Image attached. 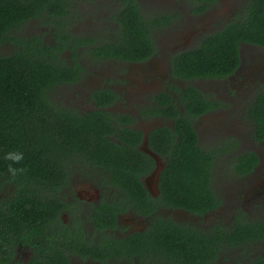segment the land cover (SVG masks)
Returning <instances> with one entry per match:
<instances>
[{
    "label": "trees",
    "instance_id": "trees-1",
    "mask_svg": "<svg viewBox=\"0 0 264 264\" xmlns=\"http://www.w3.org/2000/svg\"><path fill=\"white\" fill-rule=\"evenodd\" d=\"M117 2V9L109 14L111 28L107 33L111 39L98 35L100 43L93 45L95 39L66 31L70 25V0H0V264L10 259V250L19 243L29 244L34 250L28 264H68L70 253L109 264L116 258L130 259V250L138 253L132 238L128 242L124 239V244L106 240L103 246H71L58 237L62 227L57 223L58 214L64 210L58 191L64 182L59 181L61 172L56 177L54 171L63 168L60 160L81 152L96 165L115 170L126 169L131 155L125 157L111 149V142H105L104 136L111 130L105 114L92 112L83 116L57 108L51 97L53 87L78 80V46L91 45L88 52L94 59H146L153 52L155 27H164L170 17L143 19L138 0ZM41 19L55 27L57 43L65 42L55 52L41 42L35 43L37 40L15 35L28 21ZM240 43L264 49V0H250L243 16L202 36L194 48L174 55L172 76L181 80L225 78L239 66ZM5 44L19 45L21 49L5 54L1 48ZM68 44L74 57L72 67L57 57ZM178 94L183 116L165 101L166 115L177 120L179 144L167 136V143L178 149L161 175L160 187L169 206L201 215L219 204L209 186L213 153L217 151L196 146L190 121L218 106V101H210L192 87H185ZM246 113L252 123L251 138L264 141V88L255 92ZM16 151L22 152L24 159L13 166L26 171L13 179L7 170L11 161L4 156ZM235 160L243 174L251 170L257 158L247 152ZM121 179L131 180L124 185L137 186L133 177ZM154 229L158 239L153 249H162L170 264H220L216 260L232 252L235 264H264V221L238 219L230 225L194 230L158 219ZM3 244H7L6 250Z\"/></svg>",
    "mask_w": 264,
    "mask_h": 264
},
{
    "label": "flooded vegetation",
    "instance_id": "flooded-vegetation-1",
    "mask_svg": "<svg viewBox=\"0 0 264 264\" xmlns=\"http://www.w3.org/2000/svg\"><path fill=\"white\" fill-rule=\"evenodd\" d=\"M249 1L193 0L192 16L205 18L201 23L203 27L197 33L199 37L196 41L181 47H170L171 42L165 39L156 41L154 39L156 34H152L153 52L144 60L134 62L94 59L88 52L91 45L76 48V59L81 69L77 75L78 80L53 87L51 94L53 105L56 104L57 108L72 110L83 116L92 112L105 114L107 123L111 127L104 136L105 142L106 140L111 142L112 150L129 154L131 157L128 160L129 168L115 170L96 165L81 152L74 154L68 160H60L63 168L57 169L54 174L56 177L59 172L63 175L59 180L64 184L59 187L58 199L63 202L64 210L58 214L57 223L62 225L58 237L64 242L68 241L71 246L76 244L103 246L106 240L122 244L124 239L128 242L132 238L131 242L135 244L138 253L130 250L128 251L131 254L130 259L116 258L109 261V264H170L168 255L162 249H153V244H157L158 239V234L154 233V224L158 219L172 221L194 230L211 229L216 224L230 225L238 219L251 223L264 221V213L257 217L254 212H246L240 207L232 209L224 221L217 214L219 209L225 206L226 199L230 198L229 190H232L230 184L237 193L242 190L241 188L252 189L254 195H247L249 191L246 192V202L264 194V141H253L252 123L249 119H245L246 122L234 120V124L228 125H224L221 121L215 122L223 117L220 112L223 104L226 103L230 104L232 112L237 113L245 107L246 113L255 92L264 88V83L255 86L254 81L258 78L255 73L250 78L247 75L245 78L240 77L244 76L242 69L244 57L249 53L251 56H262L264 49L240 43L239 66L234 73L222 79L181 80L173 77L171 73V60L174 55L192 49L202 36L220 30L225 24L243 16ZM108 5L115 6L116 9L118 2L109 0V3H102L101 7ZM202 6L205 8L202 9ZM76 19L81 21V18ZM68 31L80 35L75 25H70ZM55 32L54 27L49 41L39 35L29 39L37 40L35 43L41 42L43 46L47 45L55 52V49L62 47V43L65 44L61 41L57 43ZM77 37L93 38L95 39L91 42L93 45L100 43L95 35ZM68 46L57 57L72 67L74 57L71 45ZM253 49L260 53H254ZM64 55L68 57L65 58ZM97 73L104 75L97 79ZM221 81L227 82L226 86H220L218 82ZM250 84L249 88H241ZM185 87L195 88L210 101H218V106L208 109L190 121L196 134V146L206 151H217L213 153L209 186L219 200V204L213 210L201 215L169 206L160 187L161 175L168 166L170 157L178 149L173 147V143L170 145L167 143V136L170 135L169 140L179 144V137L176 136L177 120L166 115L168 109L166 105L173 104L179 116H183L184 110L180 104L178 91H183ZM212 112L217 116L211 115L215 120L210 122L211 125L208 127L205 126L206 124L200 125V122H196ZM222 113L226 115V112ZM223 135L227 138L223 139ZM247 152H252L257 161L250 171L240 174L239 163L235 159ZM124 177H133L137 186L124 185L125 182L131 183V180L121 179ZM223 179L224 182H220ZM226 183H228L227 187L220 188ZM236 200L238 199L231 202ZM243 205L247 206L244 203ZM105 208L106 211L103 210ZM259 208L264 212V202L259 204ZM51 225L55 229V224L51 223ZM137 239H140L138 244ZM6 245L4 250L7 249ZM132 248L134 249V246ZM11 250L10 259L2 264H28L34 255V250L29 244L19 243ZM237 253L240 257V252ZM233 255V252L230 256L223 255L216 261L220 264H235ZM68 257V264H99L81 253L74 255L70 253Z\"/></svg>",
    "mask_w": 264,
    "mask_h": 264
},
{
    "label": "rangeland",
    "instance_id": "rangeland-1",
    "mask_svg": "<svg viewBox=\"0 0 264 264\" xmlns=\"http://www.w3.org/2000/svg\"><path fill=\"white\" fill-rule=\"evenodd\" d=\"M114 0H111V2ZM193 0H140L139 6L140 11L142 14L143 19H156L162 16L169 17L166 21V24L162 25L167 28L163 27H155L153 34H156L154 36V39L156 41L159 40H167L170 43V47L174 46H183L186 45L192 41H196L198 36V31L203 25V20L205 18H201L198 16H192L191 10L193 9L192 5ZM102 3H109V0H70V5L68 8V22L70 25H75L78 28V32L80 35H75L74 33H71L68 31L70 25L68 26V29L66 30L69 34H73L74 36H102L105 38H109V34L107 33L108 30L111 28V22L109 19V14H113L112 12L115 9V6H105L101 7ZM118 7V6H117ZM81 18V21H77L75 18ZM54 26H51L50 24L45 23L43 19L41 20H33L29 21L25 24V26L20 29L16 36H22L23 39H28L31 37H37V35L42 36L46 38L47 41L50 40V37L52 36V29ZM160 28H163V30L159 31ZM166 32V33H164ZM77 33V32H76ZM50 36V37H49ZM200 40V39H199ZM193 46H195L193 44ZM2 48V52L5 54L13 53V51H18L21 49V46L19 45H9L5 44ZM194 48V47H193ZM254 53H260V51H256L253 49ZM67 58L68 56H65ZM86 61L88 59L85 58ZM243 75L240 76L242 78H245L247 75L249 78L253 73L257 74L258 76L257 80L254 81L255 86H258V84L264 83V52L262 53V56L247 54V57H244V63H243ZM262 73V75L260 74ZM97 73V79L101 78L104 73L98 75ZM106 75V73H105ZM87 78V77H86ZM85 82V80H84ZM218 84L222 87L226 86L227 82L221 81L218 82ZM236 85V84H235ZM243 85V87H250ZM61 92V91H60ZM215 96V95H214ZM217 97V96H215ZM221 100V99H220ZM222 101V100H221ZM220 101V102H221ZM227 104V103H226ZM223 104V109L220 112L223 117L216 120L215 122L221 121L224 125L228 124H234V120H238L240 122H246L245 119H248L246 116V113L244 111L245 107L241 108L239 112L234 113L232 112V109L230 107V104ZM231 110V111H230ZM222 112H226V115H224ZM237 114V115H236ZM211 115H215V112L209 113L205 116H203V119H198L196 122H200L201 124H206L205 126L208 127L210 122L214 121L215 119L211 117ZM219 117V116H218ZM247 125V124H246ZM251 127V123H250ZM239 130V129H238ZM229 136V135H228ZM232 137H235L232 135ZM223 139H226L227 137L223 135ZM125 157H128V154L125 155ZM126 169L129 168V164ZM220 182H224V179ZM228 183L223 184L220 188L227 187ZM232 190H229L230 198L226 199V204L224 207H221L219 209V212L217 214L220 218H222V221L226 219V216H228L231 213L232 209L235 208H242L246 212H254L255 215L258 217L260 214L264 213L261 208H259V204L261 202H264V194L259 195L256 199H251L250 202H246L247 195H254L252 194V189L250 187L241 188L242 190L237 193L236 189L232 184L229 185ZM249 191V192H248ZM246 192L247 195H246ZM225 193V192H224ZM238 199L234 202H231L234 199ZM229 201V202H228ZM244 204H247V206H244ZM236 207H231V206ZM238 211V210H235ZM202 223V222H201Z\"/></svg>",
    "mask_w": 264,
    "mask_h": 264
},
{
    "label": "clouds",
    "instance_id": "clouds-1",
    "mask_svg": "<svg viewBox=\"0 0 264 264\" xmlns=\"http://www.w3.org/2000/svg\"><path fill=\"white\" fill-rule=\"evenodd\" d=\"M5 160L11 161V163L8 165V173L10 176L14 179L18 174L23 173L26 171L25 168H17L13 165L20 164L24 159V154L22 152H8L4 156Z\"/></svg>",
    "mask_w": 264,
    "mask_h": 264
},
{
    "label": "water",
    "instance_id": "water-1",
    "mask_svg": "<svg viewBox=\"0 0 264 264\" xmlns=\"http://www.w3.org/2000/svg\"><path fill=\"white\" fill-rule=\"evenodd\" d=\"M151 156H152L153 158H155V155H154V154H152V153H151Z\"/></svg>",
    "mask_w": 264,
    "mask_h": 264
}]
</instances>
